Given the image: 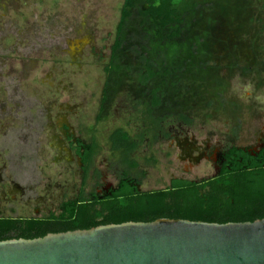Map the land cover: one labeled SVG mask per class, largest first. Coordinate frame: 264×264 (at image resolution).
I'll use <instances>...</instances> for the list:
<instances>
[{
  "label": "rangeland",
  "instance_id": "1",
  "mask_svg": "<svg viewBox=\"0 0 264 264\" xmlns=\"http://www.w3.org/2000/svg\"><path fill=\"white\" fill-rule=\"evenodd\" d=\"M173 1L181 12L191 5ZM237 1L214 2L208 16L195 15L212 70L206 99L193 104L190 124L166 119L161 133L143 137L133 154L145 172L140 191L161 189L173 178L209 179L224 147L264 144V0ZM123 3L0 0V216L43 218L75 198L84 178L70 145L78 141L94 140L98 148L86 191L102 195L117 185L109 132L120 127L137 137L145 131L127 87L97 121ZM184 143L193 145L189 156ZM147 156L157 164L148 165Z\"/></svg>",
  "mask_w": 264,
  "mask_h": 264
},
{
  "label": "trees",
  "instance_id": "2",
  "mask_svg": "<svg viewBox=\"0 0 264 264\" xmlns=\"http://www.w3.org/2000/svg\"><path fill=\"white\" fill-rule=\"evenodd\" d=\"M220 1H226L224 5L228 1L239 2L181 0L191 2L181 12L173 0H124L110 58L103 68L105 80L97 121L103 120L107 101L127 87L136 94L134 104L139 108L145 131L137 137L120 127L109 132V154L120 168L118 184L105 195L87 192V179L98 148L94 140L87 145L81 141L71 143L76 158L83 164L80 193L65 200L58 213L47 217L0 216V241L157 219L223 224L264 218V149L255 155L248 149H225L220 173L209 179L173 178L161 189L137 188L145 173L138 169L139 162L131 153L143 137L153 139L166 119L190 124L193 104L206 99L212 70L202 33L205 31H197L195 15L198 12L208 16L214 2ZM218 86L214 93L219 92ZM144 160L148 165L157 164L154 156Z\"/></svg>",
  "mask_w": 264,
  "mask_h": 264
},
{
  "label": "water",
  "instance_id": "3",
  "mask_svg": "<svg viewBox=\"0 0 264 264\" xmlns=\"http://www.w3.org/2000/svg\"><path fill=\"white\" fill-rule=\"evenodd\" d=\"M0 264H264V218L157 219L3 240Z\"/></svg>",
  "mask_w": 264,
  "mask_h": 264
},
{
  "label": "flooded vegetation",
  "instance_id": "4",
  "mask_svg": "<svg viewBox=\"0 0 264 264\" xmlns=\"http://www.w3.org/2000/svg\"><path fill=\"white\" fill-rule=\"evenodd\" d=\"M161 132H162V130H157V131H156V134L161 133ZM143 139H144V138H143ZM142 141H143V140H142ZM184 144H185V145L183 146V147H184V148H183V153H184V155L189 156V153H190V152L192 153L193 145H192V144H188V145H187V143H184ZM231 147H237V146L230 144V145L224 147V148L222 149L221 153L217 155L218 160L216 161V166H215V171H216V172H215V175H217V174L220 173V171H221V167H222V165L224 164V153H223V151H224L225 149H227V148H231ZM237 148H240V147H237ZM241 149H246V148H241ZM262 149H264V144H262V145H258L256 149H253V150L248 149V150H249L251 153H254L253 155H255V154H258ZM137 150H138V148H137ZM137 150H135L133 153H131V157H133V154H134ZM77 159H78V160L80 161V163H81L80 158H77ZM81 165H82V169H83V164L81 163ZM138 169H139L140 171L144 172L143 170L140 169V165H139V168H138ZM144 173H145V172H144ZM215 175H214V176H215ZM117 184H118V181H117ZM139 186H140V184L137 185V188H138V189H139ZM112 188H115V186L110 187V188H108V189H103L102 194H104V195H105V194H108ZM94 192H95L96 194L99 195V193H98L96 190H94Z\"/></svg>",
  "mask_w": 264,
  "mask_h": 264
}]
</instances>
